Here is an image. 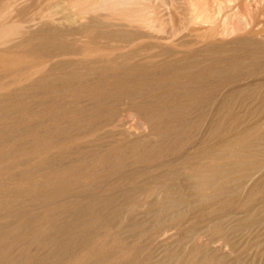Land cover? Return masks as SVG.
Segmentation results:
<instances>
[{
	"label": "bare ground",
	"instance_id": "6f19581e",
	"mask_svg": "<svg viewBox=\"0 0 264 264\" xmlns=\"http://www.w3.org/2000/svg\"><path fill=\"white\" fill-rule=\"evenodd\" d=\"M263 9L0 0V264H264Z\"/></svg>",
	"mask_w": 264,
	"mask_h": 264
},
{
	"label": "rangeland",
	"instance_id": "374dc122",
	"mask_svg": "<svg viewBox=\"0 0 264 264\" xmlns=\"http://www.w3.org/2000/svg\"><path fill=\"white\" fill-rule=\"evenodd\" d=\"M38 6V5H37ZM37 6H36V8H37ZM263 14H264V9H263ZM12 19V18H11ZM262 22H263V25H264V15H262ZM19 37L18 36H15L13 39H12V42L11 43H13V45L11 44V45H9L10 44V42H9V44H8V47L10 46L11 48L10 49H6V48H8L6 45H5V47H2V49L1 50H3V51H7L8 53H9V55L8 56H11L13 53V55H12V57H14V56H16L17 57V55L18 56H24V58H26L28 61H30L31 60V63H32V65H33V63H35L34 61L32 62V60H33V58H35V56H36V54L34 53V52H31V51H33V50H35V44L38 42V41H36V43L35 44H31V45H28V48L26 47V46H24V48L22 49L21 48V46L20 47H16V43H17V45L19 44V42H20V39H18ZM15 39H17V41L15 40ZM14 41V42H13ZM16 42V43H15ZM35 42V41H34ZM13 46V47H12ZM23 47V46H22ZM27 49H26V48ZM29 47H31V49H33V50H31ZM25 49L27 50V51H25ZM28 49H30V50H28ZM11 50H13V51H11ZM10 51V52H9ZM29 51V52H28ZM1 54V53H0ZM7 56V55H6ZM7 80H9V78H7L6 80H3V81H0V82H2L1 84H3V82H5V81H7ZM0 84V85H1ZM1 87V86H0ZM2 95V92H1V90H0V96ZM262 95H264V90H262ZM237 105L236 106H238V107H240V108H238V107H236L235 108V110H234V113H232V114H234V115H231L232 116V118H231V116L230 117H227L226 119H230V120H232V119H235L234 117L237 115V114H239L240 116H239V119H241V121L242 122H253V121H256V120H259L260 119V116H257L256 115V113L254 112V110H255V102H254V100H246V105H243V107H241L242 106V103H243V100H238L237 101ZM249 107V108H248ZM251 110V111H250ZM253 112V113H252ZM245 113V114H244ZM250 113H251V115H250ZM236 114V115H235ZM17 120V117H15L14 118V121H16ZM245 125H243V127H244ZM147 132V133H146ZM145 133L146 134H149L150 132H149V130L147 129V131H145ZM26 137V138H25ZM21 141L23 142V141H27V135H25L24 137H21ZM152 140H156V138L155 137H152L151 138ZM7 177V178H6ZM1 180H2V183L4 184V185H6L7 183H9V177L8 176H3L2 178H1ZM23 186L24 187H27L28 185L27 184H23ZM186 191H188V192H186ZM185 192H186V194H188L189 192H191L190 190H185ZM264 193V192H263ZM259 194V196H258V199H260V201H262L261 203H263L262 205H264V198H262L263 197V195L264 194ZM190 194V193H189ZM261 205V206H262ZM263 208H264V206H263ZM202 213H204V212H199V213H197V219H195V220H198V221H195V220H193V223H209V221L207 220V218H205L206 216H203L202 215ZM5 216H4V218H3V220H5V221H9V220H11L12 218H11V216H10V214L8 215L7 213H5L4 214ZM196 215V214H195ZM205 218V219H204ZM205 220V221H204ZM207 220V221H206ZM126 223H130V221H125ZM191 222V221H190ZM150 223H152V222H150ZM135 239V238H134ZM172 240V241H171ZM176 240V238L175 237H173L172 239H170V242H173V241H175Z\"/></svg>",
	"mask_w": 264,
	"mask_h": 264
}]
</instances>
